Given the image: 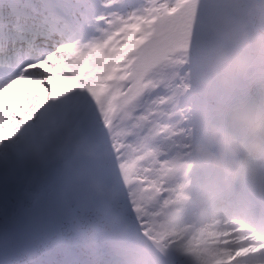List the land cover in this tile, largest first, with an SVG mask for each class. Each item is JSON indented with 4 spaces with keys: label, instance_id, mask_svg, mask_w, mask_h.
<instances>
[{
    "label": "snow or ice",
    "instance_id": "obj_1",
    "mask_svg": "<svg viewBox=\"0 0 264 264\" xmlns=\"http://www.w3.org/2000/svg\"><path fill=\"white\" fill-rule=\"evenodd\" d=\"M205 15L203 0H0V264H89L86 180L145 179L207 103ZM76 92L92 100L78 116L103 158L32 170L21 133ZM253 92L264 86L238 81L215 103Z\"/></svg>",
    "mask_w": 264,
    "mask_h": 264
},
{
    "label": "rangeland",
    "instance_id": "obj_2",
    "mask_svg": "<svg viewBox=\"0 0 264 264\" xmlns=\"http://www.w3.org/2000/svg\"><path fill=\"white\" fill-rule=\"evenodd\" d=\"M213 1L214 4L211 0H203L206 15L204 38L199 50L198 63L204 62L211 68L224 67L229 81L222 82L221 89H229L230 86L244 79L249 70H251L250 73L259 75L264 71V0H228L244 12L243 15L232 18L224 16L220 9V0ZM240 17L243 19L242 24L238 20ZM247 40L259 43L251 44V41L247 45H240V41ZM241 51L250 55L241 59L232 55ZM222 59L230 61L220 62ZM176 67L181 66L177 65ZM197 83L207 100V103L201 104L195 110V122L192 125L193 131L198 130L202 134L205 133L198 145L200 152L207 155L206 160L210 167L223 168L228 173L239 177L240 173L233 171L231 164L225 158L224 146L229 143L226 144L224 139H230V135L233 133L244 138L245 133L243 132L249 130L254 132L255 128L249 127L246 123L238 126L237 123L232 122V119L240 121L241 117L232 113L226 115L215 103L217 95L208 90L201 81L197 80ZM91 105L92 100L85 92H76L68 98L55 101L53 107H59L61 110L46 120L50 124L59 123L64 129L70 130L69 135L64 136L55 130L51 137H32L27 131L28 127L25 128L19 139L21 162L41 174L52 168L49 167V161L52 162V166H63L68 162H98V140L86 134H84L86 136L84 142L75 138L77 128L82 126L78 113L88 109ZM199 117L203 119L196 121V118ZM224 119L228 122H225ZM229 126L232 131L228 129ZM185 134H181L176 139L186 143ZM238 140L239 138L234 137V140H231L232 144H236ZM76 141L80 142V149ZM88 150L92 151L90 161L84 159L82 154ZM175 152L177 150L172 149L162 165H158L145 179L133 181L132 185H127L122 179L101 180L89 177L86 180L85 193L92 204L89 219L83 230V243L88 256L89 254L96 255L92 252L99 248L109 249L108 239L98 236L92 230L90 221L101 222L109 228L124 226L119 216L106 207L105 200L107 199L112 202L114 208L124 210L137 220L139 226L151 237L153 242L169 255V264H191L188 257L181 258V254L175 250V243L179 239L183 221L190 214V210L185 205L189 192L196 189L200 180L192 177L183 183L181 180L182 166L173 159ZM203 177L207 181L210 179V176L207 175ZM169 198L176 199L174 211H172L175 213L174 215L164 212L165 202ZM234 205L229 209L231 213L236 210V205ZM215 206L227 208V204L222 202ZM117 209L115 211H118ZM233 218L244 220L236 214ZM98 254V260L105 257L108 260L111 258V262L115 261L111 256L107 257L102 249L98 250ZM230 254H227L226 261L235 258ZM240 261L245 262L244 260Z\"/></svg>",
    "mask_w": 264,
    "mask_h": 264
},
{
    "label": "bare ground",
    "instance_id": "obj_3",
    "mask_svg": "<svg viewBox=\"0 0 264 264\" xmlns=\"http://www.w3.org/2000/svg\"><path fill=\"white\" fill-rule=\"evenodd\" d=\"M78 128L83 133L82 126ZM228 129H231L230 126ZM237 138L236 144H227L228 141L224 140L227 144L224 146L225 158L233 171L240 173L237 175L242 183V192L251 199L250 195L255 196L256 202L264 205V153L254 156L252 143ZM77 143L80 149V143ZM82 154L84 159L91 160V150ZM226 186L225 191L231 190L229 185ZM225 191L188 195L185 205L190 214L183 221L175 250L181 258L188 257L191 264H264V240L255 234L254 228L236 221L234 213L215 206L224 200ZM243 245H248L249 249L244 251ZM228 253L237 256L236 260L226 263ZM246 253H251L253 257L241 262Z\"/></svg>",
    "mask_w": 264,
    "mask_h": 264
},
{
    "label": "water",
    "instance_id": "obj_4",
    "mask_svg": "<svg viewBox=\"0 0 264 264\" xmlns=\"http://www.w3.org/2000/svg\"><path fill=\"white\" fill-rule=\"evenodd\" d=\"M221 8L224 10L226 16L232 15L234 13H240V11L228 1H222Z\"/></svg>",
    "mask_w": 264,
    "mask_h": 264
}]
</instances>
